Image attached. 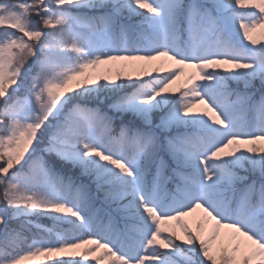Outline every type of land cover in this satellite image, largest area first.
<instances>
[{"label":"snow or ice","instance_id":"6c2138e0","mask_svg":"<svg viewBox=\"0 0 264 264\" xmlns=\"http://www.w3.org/2000/svg\"><path fill=\"white\" fill-rule=\"evenodd\" d=\"M0 264H264V0H0Z\"/></svg>","mask_w":264,"mask_h":264}]
</instances>
